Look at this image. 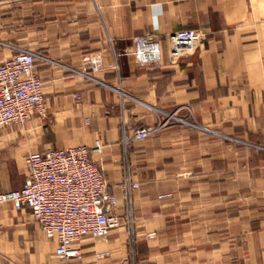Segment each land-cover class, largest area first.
I'll list each match as a JSON object with an SVG mask.
<instances>
[{
  "label": "crops",
  "instance_id": "crops-1",
  "mask_svg": "<svg viewBox=\"0 0 264 264\" xmlns=\"http://www.w3.org/2000/svg\"><path fill=\"white\" fill-rule=\"evenodd\" d=\"M184 29L203 37L174 61L169 35ZM146 34L158 63L132 52ZM23 45L45 57L34 67L45 111L0 127V193L22 188L28 154L99 140L92 159L123 218L125 178L140 183L135 239L122 225L82 237V256L65 259L31 208L9 202L0 264H264V0H0V61ZM173 113L212 132L171 119L134 138Z\"/></svg>",
  "mask_w": 264,
  "mask_h": 264
},
{
  "label": "built area",
  "instance_id": "built-area-1",
  "mask_svg": "<svg viewBox=\"0 0 264 264\" xmlns=\"http://www.w3.org/2000/svg\"><path fill=\"white\" fill-rule=\"evenodd\" d=\"M202 37L198 29L170 33L171 58L177 61L192 54ZM16 51L13 57L0 61V127L23 125L33 112L45 111L43 81L34 69L37 58L45 57L32 49L18 47ZM132 52L142 64L161 60L160 43L148 34L134 39ZM85 59L91 62L93 71L100 67L99 57ZM171 119L182 121L174 113L168 114L157 126L138 129L134 138L152 136ZM101 147L97 140L92 147L80 144L30 153L25 158L27 175L22 188L0 193V206L11 202L17 209L31 208L46 237L58 241L55 253L65 259L82 256L78 244L82 237H105L122 225L129 228L131 240L135 239L132 192L140 183L129 176L125 178L128 206L123 218L116 212L117 198L110 193L102 171L92 159V153H99Z\"/></svg>",
  "mask_w": 264,
  "mask_h": 264
},
{
  "label": "rangeland",
  "instance_id": "rangeland-1",
  "mask_svg": "<svg viewBox=\"0 0 264 264\" xmlns=\"http://www.w3.org/2000/svg\"><path fill=\"white\" fill-rule=\"evenodd\" d=\"M12 47L13 48L15 47V49L18 48V47H22V48H26V49H31L30 47L25 46V45H23V46H12ZM180 118L182 119V121L181 120H178L177 122L181 123L183 126L185 125V126H188V127L192 128V129H197L199 131L212 132L211 128L207 127L206 125H201V124H199L197 122H194V121H192V120H190L188 118H182V117H180ZM136 260H137V258H135V259L132 258L131 259L129 257L130 264H132V261L134 262L133 264H136L135 263Z\"/></svg>",
  "mask_w": 264,
  "mask_h": 264
}]
</instances>
